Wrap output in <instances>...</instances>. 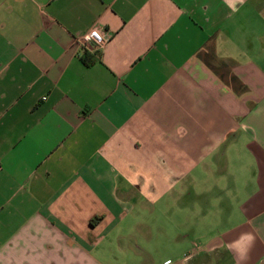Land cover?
<instances>
[{"label": "crops", "instance_id": "1", "mask_svg": "<svg viewBox=\"0 0 264 264\" xmlns=\"http://www.w3.org/2000/svg\"><path fill=\"white\" fill-rule=\"evenodd\" d=\"M0 264H264V0H0Z\"/></svg>", "mask_w": 264, "mask_h": 264}, {"label": "built area", "instance_id": "2", "mask_svg": "<svg viewBox=\"0 0 264 264\" xmlns=\"http://www.w3.org/2000/svg\"><path fill=\"white\" fill-rule=\"evenodd\" d=\"M106 42L107 39L105 38L104 32L96 28L92 30V32L81 37L79 44L85 48L100 49L106 44Z\"/></svg>", "mask_w": 264, "mask_h": 264}, {"label": "rangeland", "instance_id": "3", "mask_svg": "<svg viewBox=\"0 0 264 264\" xmlns=\"http://www.w3.org/2000/svg\"><path fill=\"white\" fill-rule=\"evenodd\" d=\"M154 214V213H153ZM155 219H157L156 221H155ZM148 221H149V227H150V231H151V233H150V236L151 235H153V237H152V240H154V239H156L155 240V242H156V244H159L158 243V234H156V232L158 233V226H156V222L158 221V223L160 222V217H152V218H150V220L148 219ZM159 225V224H158ZM190 236H188V240H193L194 239V234H189ZM137 240V239H136ZM188 255V253L186 254V255H184V257L185 256H187ZM158 259H160V258H158ZM160 260H162V259H160Z\"/></svg>", "mask_w": 264, "mask_h": 264}]
</instances>
